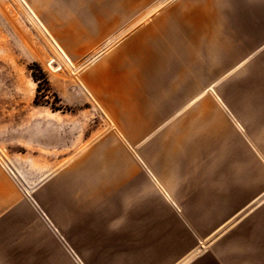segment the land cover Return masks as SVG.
<instances>
[{"label": "rangeland", "instance_id": "1", "mask_svg": "<svg viewBox=\"0 0 264 264\" xmlns=\"http://www.w3.org/2000/svg\"><path fill=\"white\" fill-rule=\"evenodd\" d=\"M204 1L155 0L125 20L133 6L0 0V264L245 263L229 234L241 221L264 234V35L242 38L248 52L205 50ZM247 2L263 25L264 0ZM151 26L152 54L172 62V94L188 100L126 146L136 171L105 220L103 203L79 204L72 171L114 133L85 79Z\"/></svg>", "mask_w": 264, "mask_h": 264}, {"label": "crops", "instance_id": "2", "mask_svg": "<svg viewBox=\"0 0 264 264\" xmlns=\"http://www.w3.org/2000/svg\"><path fill=\"white\" fill-rule=\"evenodd\" d=\"M153 1L155 0H84V3L133 6V11L124 18L131 20L141 15L142 6L144 10H150ZM210 2L213 5V32L200 35L207 46L205 50L212 48L216 53L248 52L253 39L242 41V38L264 35V23L260 24L262 19L255 16V5L247 0H206L204 5H210ZM171 15L172 13L164 14L159 20H167ZM94 19L106 20L108 17L104 19L103 16H94ZM152 31L151 26L137 33L129 44L123 45L115 56L102 62L85 79L96 106L105 115L114 133L109 134L83 160L74 165L72 171L82 197L79 204L83 208H93L103 203L100 209L105 220L116 214L111 199L117 186L136 171L126 146L141 148L142 142L152 136V131L163 126L166 118L174 114V109L179 110L182 102L188 100L187 91L183 97L179 93L180 96L174 98V86L168 72L172 68V62L163 57L158 59L156 48L152 54ZM193 90L195 95L199 94L195 83ZM201 95L203 97L204 93ZM95 140L98 138H94ZM198 158L199 156L187 161L179 159V162L193 165ZM243 172L246 180L247 172L242 169L236 173L237 180L244 181ZM244 224L239 222L229 234L234 233L237 246L243 245L242 249L236 250V260L244 261V264L264 261V250L260 247L264 244L262 228L254 227V231L248 233L249 228ZM244 245H249L250 250Z\"/></svg>", "mask_w": 264, "mask_h": 264}, {"label": "bare ground", "instance_id": "3", "mask_svg": "<svg viewBox=\"0 0 264 264\" xmlns=\"http://www.w3.org/2000/svg\"><path fill=\"white\" fill-rule=\"evenodd\" d=\"M23 1V0H22ZM25 5H26V3H24ZM28 7V6H27ZM26 7V8H27ZM30 10V9H29ZM33 13H34V11H33ZM32 15V14H31ZM33 16V15H32ZM34 17V16H33ZM37 18V17H36ZM39 20V19H38ZM37 21V20H36ZM39 22V21H38ZM40 23V22H39ZM44 28V27H43ZM45 30V29H44ZM46 31V30H45ZM202 97V95L200 96V97H198V98H196L195 100H193L192 101V103L191 104H194L196 101H198L200 98ZM260 199V198H259ZM257 201V200H256ZM220 230V229H219Z\"/></svg>", "mask_w": 264, "mask_h": 264}]
</instances>
